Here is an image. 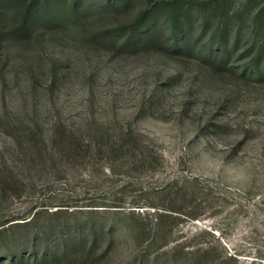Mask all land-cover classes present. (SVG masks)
Returning a JSON list of instances; mask_svg holds the SVG:
<instances>
[{"label": "rangeland", "instance_id": "374dc122", "mask_svg": "<svg viewBox=\"0 0 264 264\" xmlns=\"http://www.w3.org/2000/svg\"><path fill=\"white\" fill-rule=\"evenodd\" d=\"M65 1L0 11V263L264 264V0Z\"/></svg>", "mask_w": 264, "mask_h": 264}, {"label": "trees", "instance_id": "16d2710c", "mask_svg": "<svg viewBox=\"0 0 264 264\" xmlns=\"http://www.w3.org/2000/svg\"><path fill=\"white\" fill-rule=\"evenodd\" d=\"M11 2V3H9ZM9 4H15L17 6H23V13L21 16V20L19 26L17 28V32L20 34L22 32L29 33L32 31L31 24L36 18L39 16L40 20L42 18V22L44 21H59L60 14L66 7L65 0H0V11H3L7 8ZM82 3L79 0H73V2L68 6L71 13L69 15L77 14L82 10L81 7ZM64 18L66 17V11L61 14ZM158 28L154 21H147L143 20L140 22L139 26L137 27L136 33L134 36H130L127 39L125 38L123 45L124 47L130 46L133 48H138L145 46L148 43H156V42H163L166 43L165 35L163 39L158 36L157 33ZM220 50V49H218ZM28 140L23 136V138H19V147L23 151L30 150V154L33 156H44L42 152H44L43 147H39L37 150V154L35 155L34 150L37 148L38 143L34 142L35 140L27 136ZM66 139V138H65ZM56 145H58V154L61 156H69L71 153L76 155V151L78 150V144L75 142L70 143L68 140L56 141ZM36 146V147H35ZM55 146V145H54ZM46 149V147H45ZM20 151V152H22ZM33 151V152H32ZM24 152V151H23ZM25 153V152H24ZM3 172H0V191L5 190L7 181L5 176H2ZM172 211V210H171ZM174 211V210H173ZM167 213H161L159 216H168ZM17 224V223H13ZM12 225V224H11ZM47 260L56 261L57 255L56 253L49 254L47 252L42 253H33L30 256L26 254H15L11 256L9 262L6 264H42ZM4 264V262L0 263Z\"/></svg>", "mask_w": 264, "mask_h": 264}]
</instances>
